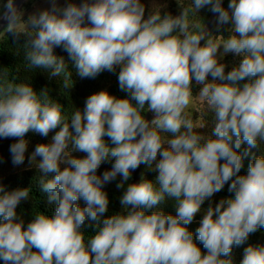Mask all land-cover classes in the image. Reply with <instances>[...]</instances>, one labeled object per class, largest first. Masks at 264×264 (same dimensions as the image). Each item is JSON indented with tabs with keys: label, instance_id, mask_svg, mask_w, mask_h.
Returning a JSON list of instances; mask_svg holds the SVG:
<instances>
[{
	"label": "clouds",
	"instance_id": "clouds-1",
	"mask_svg": "<svg viewBox=\"0 0 264 264\" xmlns=\"http://www.w3.org/2000/svg\"><path fill=\"white\" fill-rule=\"evenodd\" d=\"M51 3V9L27 20L15 0L0 3V19L7 21L0 34L7 41L23 35V45L15 46L23 49L28 68L50 77L71 75L64 58L54 54L61 46L81 78L119 66V87L131 98L101 90L87 98L83 111L75 109L67 118L47 89L37 93L29 83L0 73V138L16 139L9 148L14 165L25 160L26 134L48 136L59 127L52 142L36 145L30 156L41 173L39 191L56 204L52 216L39 211L25 228L16 209L30 199V188L6 191L0 184V260L233 264L227 258L233 247L264 228V155L248 164L247 174L238 175L248 150L264 144V0H229L227 9L222 0H191L178 16L154 9L146 19L141 0H83L62 9L56 0ZM206 6L217 14L218 27L231 22L227 38L206 32L204 23L190 24V13L198 15ZM221 46L220 57H243L227 73L217 56ZM193 79L215 120L209 136L197 131L204 125L198 127L188 111ZM146 112L153 119H146ZM242 144L248 146L244 153ZM113 160L110 170L97 175L102 163ZM141 164L158 172L155 180L142 175L139 183L127 184L122 211L101 220L109 206L103 185L121 176L117 188L125 187ZM230 180L234 197L202 209ZM165 200L174 202L175 215L144 211ZM201 211L196 233L206 254L187 227ZM86 219L97 222L87 240L81 231ZM241 264H264V246L246 247Z\"/></svg>",
	"mask_w": 264,
	"mask_h": 264
},
{
	"label": "trees",
	"instance_id": "trees-1",
	"mask_svg": "<svg viewBox=\"0 0 264 264\" xmlns=\"http://www.w3.org/2000/svg\"><path fill=\"white\" fill-rule=\"evenodd\" d=\"M33 0L27 1L24 6L30 3ZM7 0H0V3L6 4ZM83 3V0H79L77 2V6ZM141 3L145 7V19L148 18L150 14H152L154 9H159L161 15L170 14L172 16H178L182 13L184 6H189L191 4V0H141ZM229 0H226L224 8H228ZM210 6H206L199 10L198 15L195 13H190L189 21L190 24L203 26L205 25L207 18L211 14L209 10ZM230 11V10H229ZM232 27L231 22L226 25L217 26V22L211 30V34L214 36L222 35L227 38L230 34L229 29ZM3 37V34H0ZM25 37L21 35L18 40H14L9 36L8 41L6 37H3L2 42H0V73H7L8 77L17 78V82H26L29 83L34 91L39 93L41 90L47 89L48 94L55 101L59 102L65 109V114L67 118L71 117L72 112L75 109L80 111L84 110L85 102L87 98L101 90L108 91L111 95L117 98H131L130 93L127 91H123L119 87L118 83V73L120 71L119 66H116L114 70L108 71L104 70L99 73L95 78H81L70 60L68 53L63 49V47H55L54 54L60 57H63L66 63L69 66L71 71V75L68 72L62 73L60 77H50L46 71L41 69H29L27 66V62L24 61L23 57V49L15 46L16 44L23 45L25 42ZM242 56H237L235 53H228L224 56L220 63L225 64V73L230 71L234 66H237L241 60ZM211 75L208 76L207 80L209 82L212 81ZM246 81H242L244 83ZM201 85H197L195 80L192 81V93L193 98H197L201 89ZM135 104V101H132ZM191 118L194 123L199 127L204 125L203 127L197 129V131L205 136H209L212 134L215 120L213 118V113L209 110L206 100L202 99V101L197 102V106L194 108L188 109ZM147 113V112H146ZM144 113V115H146ZM71 130V128H70ZM59 131V127L50 131L48 136H41L38 133L29 132L26 134L25 139L28 141V148L25 153V160L20 165H14L12 163V155L9 151L10 145L16 142L15 138H0V184L5 187L6 191H12L17 188H30V199L22 200L20 204L17 206V214L23 219L24 227H27V223H29L32 219V215H35L37 212H43L46 215L52 216L55 212L56 204L55 202L49 204L47 201L46 195L42 194L39 191L38 180L41 176V173L36 168V164L30 163V156L32 152L35 150L36 145L38 144H50L52 142V136ZM167 136V134H162ZM105 142L109 146H114L111 144L110 139L105 136ZM71 149H69L70 151ZM248 150L247 144H242L239 151L244 153ZM73 156L78 158H84L86 153L82 152H73ZM264 155V144H260L255 148H251L248 150V155L243 159V167L241 168L238 175L247 174L248 164L257 156ZM40 158L37 157V160ZM160 159L158 154L157 160L153 162L155 164ZM224 161L221 160V163ZM113 161H106L101 164L100 168L97 170V175H102L104 171L110 170L112 167ZM66 165H61V170ZM53 174H49V178H51ZM142 175L149 179L155 180L158 175V172L154 170V168H149L146 164L142 165ZM122 180L121 176H117L111 182H108L103 185V191L107 193L109 199L108 211L103 215V218L110 217L113 214H118L122 211V205L120 203L123 192L126 190L127 184L129 181L125 183V187L117 188V184ZM231 184V180L228 181L223 189L215 193L213 197L209 200H206L202 204V209H207L209 206H215L221 199H227L234 197L235 193L229 191V185ZM81 207H85V201L82 199L78 201ZM163 211L165 214H176V207L172 200H165L158 207H153L152 209H144L146 214H150L152 211ZM204 212L201 211L198 213L194 220L187 225L189 231L193 234L194 241L201 248L202 254H206V249H204L203 244L200 243L197 239L196 230L200 225V221L203 218ZM97 222L91 219H86L84 225L81 227V231L85 234L86 240L88 236L95 233ZM249 245L253 246H264V228H260L254 233H251L248 239L241 244L240 246H234L231 252L230 258L233 261V264H241V261L244 256V249ZM35 251V249H34ZM0 264H4L2 260H0Z\"/></svg>",
	"mask_w": 264,
	"mask_h": 264
},
{
	"label": "rangeland",
	"instance_id": "rangeland-1",
	"mask_svg": "<svg viewBox=\"0 0 264 264\" xmlns=\"http://www.w3.org/2000/svg\"><path fill=\"white\" fill-rule=\"evenodd\" d=\"M29 1V0H28ZM79 0H56L57 2V7L58 8H64L70 3H74L77 5V2ZM52 3L51 0H33L30 3H28L26 6H22L20 10L23 11V19L27 20L28 17L32 14H38L40 11L45 10V9H51ZM2 36V35H0ZM223 52V46L219 49V52L217 53V56L219 58V63L222 61L223 57H220V53ZM203 98L197 97V98H192L190 101L189 108H194L197 106V102L202 101Z\"/></svg>",
	"mask_w": 264,
	"mask_h": 264
},
{
	"label": "water",
	"instance_id": "water-1",
	"mask_svg": "<svg viewBox=\"0 0 264 264\" xmlns=\"http://www.w3.org/2000/svg\"><path fill=\"white\" fill-rule=\"evenodd\" d=\"M28 0H15L16 6L18 9H21V7L27 2ZM226 0H222V6L224 7ZM217 21V14L212 13L207 18V21L205 23V31L210 33L212 28L214 27L215 23ZM7 21H4L0 19V32L3 31V29L6 27ZM204 41H201V46L203 45ZM145 118L149 121L153 119V113L147 112L145 115ZM142 165L139 166L134 172L131 174V181L130 183H139L141 176H142ZM139 210V209H137Z\"/></svg>",
	"mask_w": 264,
	"mask_h": 264
}]
</instances>
